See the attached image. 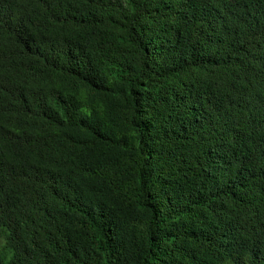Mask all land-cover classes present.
Returning a JSON list of instances; mask_svg holds the SVG:
<instances>
[{
    "label": "trees",
    "instance_id": "16d2710c",
    "mask_svg": "<svg viewBox=\"0 0 264 264\" xmlns=\"http://www.w3.org/2000/svg\"><path fill=\"white\" fill-rule=\"evenodd\" d=\"M0 264H264V0H0Z\"/></svg>",
    "mask_w": 264,
    "mask_h": 264
}]
</instances>
